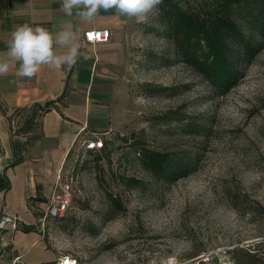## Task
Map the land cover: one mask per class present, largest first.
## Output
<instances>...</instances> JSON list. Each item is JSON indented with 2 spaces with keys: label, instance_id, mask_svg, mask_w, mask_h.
<instances>
[{
  "label": "rangeland",
  "instance_id": "1",
  "mask_svg": "<svg viewBox=\"0 0 264 264\" xmlns=\"http://www.w3.org/2000/svg\"><path fill=\"white\" fill-rule=\"evenodd\" d=\"M126 26L113 128L77 142L61 166L73 195L63 218L42 220L48 199L38 200L35 230L0 232V264H237L234 254L264 264V212L256 211L264 206V43L220 93L176 56L159 11ZM189 122L207 130L194 133ZM140 146L197 161L166 182L142 168Z\"/></svg>",
  "mask_w": 264,
  "mask_h": 264
},
{
  "label": "crops",
  "instance_id": "2",
  "mask_svg": "<svg viewBox=\"0 0 264 264\" xmlns=\"http://www.w3.org/2000/svg\"><path fill=\"white\" fill-rule=\"evenodd\" d=\"M69 20L73 18L62 12L61 0H0V51L20 25L55 31ZM128 21L114 10L101 9L93 24L81 27L83 55L71 69L43 68L31 79L17 76L15 69L0 75V232L35 230L37 201L49 199L75 144L113 128L112 100L120 85L117 73ZM90 29H108L111 39L89 43L84 33ZM57 98L56 108L43 113L36 128L15 133L24 109ZM17 111L22 113L15 115ZM20 209L31 220L21 218Z\"/></svg>",
  "mask_w": 264,
  "mask_h": 264
},
{
  "label": "trees",
  "instance_id": "3",
  "mask_svg": "<svg viewBox=\"0 0 264 264\" xmlns=\"http://www.w3.org/2000/svg\"><path fill=\"white\" fill-rule=\"evenodd\" d=\"M204 4V9L184 8L177 0H163L158 8L159 23L164 36L173 44L176 56L200 74L212 91L225 93L237 84L243 64H248L264 43V0H205ZM60 99L36 102L24 109L15 133L36 128L43 113L56 108ZM186 126L198 134L207 130L204 123L189 122ZM137 160L151 176L173 182L192 170L197 156L140 146ZM140 182V179L127 178L128 184L138 185ZM109 198L110 203L121 205L115 196ZM38 200L45 201L42 197ZM256 211L264 212V206L258 205ZM241 250L250 260L252 257V262L260 260L253 258L249 248ZM201 252L197 250L191 257ZM234 258L237 264L251 263L236 254Z\"/></svg>",
  "mask_w": 264,
  "mask_h": 264
},
{
  "label": "clouds",
  "instance_id": "4",
  "mask_svg": "<svg viewBox=\"0 0 264 264\" xmlns=\"http://www.w3.org/2000/svg\"><path fill=\"white\" fill-rule=\"evenodd\" d=\"M162 3L163 0H61L62 12L75 22L66 21L55 31L29 24L16 27L7 40L6 50L0 51V75L15 69L17 76L31 79L43 68L71 69L83 55L81 27L93 24L101 9L143 21L158 11Z\"/></svg>",
  "mask_w": 264,
  "mask_h": 264
},
{
  "label": "built area",
  "instance_id": "5",
  "mask_svg": "<svg viewBox=\"0 0 264 264\" xmlns=\"http://www.w3.org/2000/svg\"><path fill=\"white\" fill-rule=\"evenodd\" d=\"M84 39L89 43L107 42L111 39V31L108 29H90L85 31ZM93 144L94 141H92L91 146H93ZM99 146H101V142ZM72 201V189L68 183H63L61 181V175L59 171L57 173L56 182L48 199L47 206L43 212L42 220L47 217L60 218L64 216L66 211L70 208ZM69 260L72 264H79L74 259ZM60 261L61 260H59L56 264H61Z\"/></svg>",
  "mask_w": 264,
  "mask_h": 264
},
{
  "label": "bare ground",
  "instance_id": "6",
  "mask_svg": "<svg viewBox=\"0 0 264 264\" xmlns=\"http://www.w3.org/2000/svg\"><path fill=\"white\" fill-rule=\"evenodd\" d=\"M61 264H72L69 258H62L60 261Z\"/></svg>",
  "mask_w": 264,
  "mask_h": 264
}]
</instances>
